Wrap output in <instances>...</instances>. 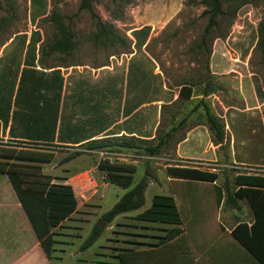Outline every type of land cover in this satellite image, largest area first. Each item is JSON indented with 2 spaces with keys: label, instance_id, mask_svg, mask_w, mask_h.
Segmentation results:
<instances>
[{
  "label": "rangeland",
  "instance_id": "obj_1",
  "mask_svg": "<svg viewBox=\"0 0 264 264\" xmlns=\"http://www.w3.org/2000/svg\"><path fill=\"white\" fill-rule=\"evenodd\" d=\"M218 1L220 14L208 27L209 0H91L89 10L80 8L82 0H0V74L20 75L25 65L46 73L58 70L63 78L62 124L68 125L63 130L77 126V136L94 135L92 140L121 131L129 134L101 140L111 144L104 150L86 151V142L54 144L48 149L56 155V164H41L42 173L58 185L72 176L77 192L80 184L93 190L96 182L102 187V214L127 191L103 186L104 174L95 167L100 160L134 165L131 187L147 179L142 209L104 224L103 235L84 252L80 247L87 231L71 247L89 212L83 200L79 211L53 230L56 252L51 264H117L121 250L156 243L164 235L159 231L163 226L136 220L154 195L174 197L186 222L192 216L188 203L198 202L211 220L222 209L220 220L227 227L236 224V215L251 222L246 201H239L241 213L218 206L215 187L234 192L238 174L264 175V70L259 47L264 0ZM55 17L72 35L74 46L68 54H46L47 46L59 37ZM101 29L112 38L101 35ZM17 86L18 81L14 94ZM45 86L30 92L23 84L20 96H31L35 108L53 103L54 93ZM182 87L191 90L190 98L182 97ZM205 108L223 126L222 142L210 129ZM123 143L131 148L118 146ZM156 145L158 153L149 156L145 149ZM5 146L30 147L12 142L0 124V148ZM74 152L83 155L63 163ZM169 167L215 173L217 180L169 181ZM86 170L95 182L80 173Z\"/></svg>",
  "mask_w": 264,
  "mask_h": 264
},
{
  "label": "trees",
  "instance_id": "obj_2",
  "mask_svg": "<svg viewBox=\"0 0 264 264\" xmlns=\"http://www.w3.org/2000/svg\"><path fill=\"white\" fill-rule=\"evenodd\" d=\"M90 2L91 0H82L80 8L89 10ZM208 5L211 8L208 24L210 27L215 24L214 19L220 14V5L218 0H209ZM53 21L58 26L59 37L47 46L46 54H68L74 46L72 35L59 18L55 17ZM100 34L105 35L107 39L112 38V35L106 33L105 29H101ZM96 38L100 37L96 35ZM259 47L264 70V33L261 34ZM43 52L42 48L41 53ZM25 61L27 62L26 58ZM27 64L29 63L27 62ZM13 75L14 77H12ZM9 77L12 78L10 82ZM7 79L8 81H6ZM17 81L18 86L14 94ZM62 82L63 78L58 70L46 73L34 70L28 65L21 69L20 75L17 72L15 74H10V72L0 74V122L4 129H7L10 123L9 135L12 142H23L30 146L21 150H17L14 146L0 148V175L7 177L40 248L50 263L53 260V253L56 252L53 230L60 227L63 221L76 212L78 204L70 185L53 184L52 178L42 173L40 165L50 163L53 158L48 148L54 144L73 146L82 142H86V151L104 150L111 146L105 141L92 140L94 135L77 136L75 131L81 129H77V126L70 130L62 129L68 126L63 127L64 122L62 124L61 117ZM42 83L46 84L48 93H54L52 98L54 101L35 108V105L30 104H34L31 101V96H20L21 86L25 84L30 92H34ZM181 95L188 99L191 96V90L182 87ZM39 109L42 111L41 113ZM204 111L210 129L215 134L217 141L222 142L223 126L219 125L218 120L210 114L207 108ZM118 146L131 148L127 143ZM159 148L160 145H156L145 150L149 156H154L158 153ZM82 155V152L71 153L63 159V163H68ZM97 169L104 174L103 181L105 183L127 190L113 207L101 216L100 222L108 225L117 216L137 211L144 206L147 179L144 177L131 187L133 176L136 173L134 165L100 160ZM166 172L171 179L187 183L213 184L217 180L215 173L196 169L169 167ZM146 176L149 175L146 173ZM234 185L236 186L234 192H231L227 187H215L216 203L218 206L223 204L233 209H239L238 201L246 200L252 210L254 221L251 226L239 223L231 232V237L252 259L259 264H264V175L238 174L234 178ZM136 220L170 225H179L181 221L174 198L166 195H154L150 207L138 214ZM103 230V228H99V224H96L82 243L80 250L85 251L93 246ZM179 234V229H172L158 240L160 242H162L161 240H172ZM133 253L132 250H121L116 257L117 264H130L129 257Z\"/></svg>",
  "mask_w": 264,
  "mask_h": 264
},
{
  "label": "crops",
  "instance_id": "obj_3",
  "mask_svg": "<svg viewBox=\"0 0 264 264\" xmlns=\"http://www.w3.org/2000/svg\"><path fill=\"white\" fill-rule=\"evenodd\" d=\"M9 128L10 123L7 129H5V131L7 130L8 136H10ZM121 136L129 137V134L121 131L119 134H108L104 136L105 139L102 138L101 140L120 138ZM10 140H12L11 137ZM8 147L10 146H5L3 148ZM16 149L21 150L24 148L16 147ZM55 156L56 155H53L51 162L48 164H56L53 162ZM120 160L122 162L126 161L125 159ZM95 167L97 168V164ZM89 171H81L80 173H86L90 179L89 181L95 182L96 178ZM103 177V175H100L102 184L108 188L110 185L103 181ZM168 178L169 181L174 180L170 177ZM72 179L73 177L71 176V179H64L62 180L63 183H61L63 185H71L77 199V210L69 218L79 211L80 205L83 206V200L86 201L85 206L88 207L89 212L86 213V219H84L82 222L83 227H81L79 230L80 235L75 237L73 242L71 241V247L74 246V243L82 240L81 233L87 231L89 236L93 227L96 224H100V220L98 218H101L103 215L100 212L102 198L99 196V192L102 187L98 186V184L95 182L96 187L93 190H85V183H83L79 185L80 189L77 192ZM188 204V209L187 207L186 209L188 210L189 214L192 212V216H194H186L187 222L181 217V213L179 212L181 220L179 225L157 224L163 226L162 229L159 230L160 232L164 233V235L161 237L167 235V233L172 229H179L180 234L172 240H161L162 242H160V240H158L160 237H158L156 243L149 244L146 247L129 249L134 251V253L129 257L130 264H259L254 259H252V257H250L231 237V232L239 223H246L248 226H251L254 221V217L252 218L251 222H245L241 221L242 218L239 215H236L233 217L235 218L234 220L237 221L236 224L231 227H227L221 223L220 220L221 213L219 212H221L222 209H219L218 214L214 216L215 220H211L208 218L207 214L204 215V211L200 206V202L196 204ZM219 206L223 207L225 205L220 204ZM144 210H146V208L141 212H138L137 215L142 213ZM234 210L238 211L239 213L242 212L241 206L239 209ZM125 215L126 214H122L119 216H121L120 218H123ZM119 216H117L114 220L116 221ZM149 224L156 225V223ZM103 233L104 231L101 233V236ZM237 245L240 246V248L237 247ZM0 264H51L46 259L43 251L41 250L33 230L31 229V226L5 175H0Z\"/></svg>",
  "mask_w": 264,
  "mask_h": 264
},
{
  "label": "water",
  "instance_id": "obj_4",
  "mask_svg": "<svg viewBox=\"0 0 264 264\" xmlns=\"http://www.w3.org/2000/svg\"><path fill=\"white\" fill-rule=\"evenodd\" d=\"M103 225H104V223L103 222H100L99 228H103Z\"/></svg>",
  "mask_w": 264,
  "mask_h": 264
}]
</instances>
